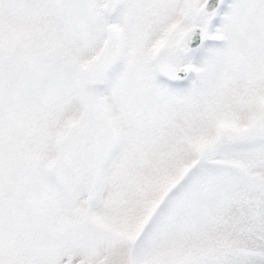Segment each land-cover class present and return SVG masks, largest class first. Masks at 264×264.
<instances>
[{
	"label": "snow or ice",
	"instance_id": "6c2138e0",
	"mask_svg": "<svg viewBox=\"0 0 264 264\" xmlns=\"http://www.w3.org/2000/svg\"><path fill=\"white\" fill-rule=\"evenodd\" d=\"M0 264H264V0H0Z\"/></svg>",
	"mask_w": 264,
	"mask_h": 264
}]
</instances>
